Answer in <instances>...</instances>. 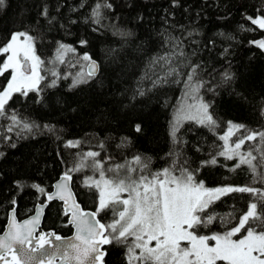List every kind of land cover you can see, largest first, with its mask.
<instances>
[{"label":"trees","instance_id":"obj_1","mask_svg":"<svg viewBox=\"0 0 264 264\" xmlns=\"http://www.w3.org/2000/svg\"><path fill=\"white\" fill-rule=\"evenodd\" d=\"M105 2L112 8H101L96 23L92 11ZM45 7L48 16L41 15ZM262 15L264 0H5L0 7V46L14 32L33 35L36 54L45 62L41 66L45 79L39 86L42 91L27 96L13 93L0 116V152L4 153L0 230L15 205L20 218L32 213L38 202L46 200L54 182L89 151L99 153L95 159L105 167L123 164L147 175L172 168L174 161L177 167L187 161L185 166L195 170L196 179L205 186L248 185L264 190V164H258L255 173L247 165L233 171L238 159L218 155L229 122L245 126L234 130L235 139L264 132V49L253 43L264 40V29L248 20ZM81 40L88 43L82 46ZM60 44L75 49L63 63L56 59ZM85 53L99 62L100 70L87 83L73 87L81 74L88 73ZM172 54V65L166 64L165 57ZM7 55L0 53V66ZM174 67L177 72L162 79ZM9 73L0 75V91L7 86ZM226 73L232 76L230 82L224 79ZM189 75H193L191 84ZM52 80L55 86H47ZM197 83L202 85L198 95L210 103L216 126L186 120L173 137L177 110ZM13 115L20 123L13 124ZM24 122L39 127L28 132L22 128ZM136 124L142 125L141 133L135 131ZM69 141L78 144L68 147ZM262 150L259 136L246 140L241 149L252 151L257 161L264 157ZM136 156L148 164L147 169L134 163ZM212 158L215 165L204 163ZM90 163L85 160V166L71 175L84 207L97 210V191L85 184L95 177L90 174L94 169L87 167ZM252 202L256 201L249 193L222 196L204 212L216 219L197 234L231 229ZM64 213L62 203L52 201L43 228L70 233ZM115 216L110 209L99 213L106 225ZM106 249V264H127L126 244L114 243Z\"/></svg>","mask_w":264,"mask_h":264},{"label":"snow or ice","instance_id":"obj_2","mask_svg":"<svg viewBox=\"0 0 264 264\" xmlns=\"http://www.w3.org/2000/svg\"><path fill=\"white\" fill-rule=\"evenodd\" d=\"M175 3V0H174ZM5 0H0L3 7ZM101 8L111 9L110 3H98L92 11L96 23L100 22ZM41 15L48 16L45 7ZM253 25L264 29V15L248 17ZM87 40H81L80 44L86 45ZM257 47L264 49V40L254 41ZM68 52H75L69 45L60 44L57 49V61L63 63L64 56ZM0 53L8 54L7 59L0 66V75L9 69L12 70L11 79L7 86L0 91V116L6 113V105L13 93L27 96L29 92H39V87L45 79L40 74L41 66L45 63L36 54L35 38L26 31L14 32L8 42L0 46ZM88 62L86 77L73 83L75 87L79 83H87L96 73L98 66L92 58L85 53L82 57ZM196 69L193 68V73ZM52 72V76H56ZM225 81L232 80L231 74L226 73ZM193 75H189L191 84ZM55 80L47 86L54 87ZM202 85L197 83L191 86L186 96L194 102L182 106L177 110L174 118L172 135L175 137L179 131V125L184 120H192L198 124L213 128L216 120L209 113L210 103L204 102L196 93ZM211 90V89H210ZM144 93L141 92L140 95ZM13 124L20 123L17 117H11ZM34 127L28 122L22 124V128L31 132ZM48 128V125L44 126ZM245 126L229 122L228 131L220 139L224 141L219 156L227 160L238 158V163L231 170L247 165L255 173L258 164H264V157L257 161L252 151L242 152L245 141L256 140L264 142V132L251 133L238 138L231 145L229 140L234 130L239 131ZM135 131H143L141 124L135 125ZM78 142L69 141L68 147H76ZM16 145L13 144L12 147ZM264 151V150H262ZM4 155L0 152V158ZM99 153L89 151L82 156L81 161L74 168L66 171L55 187L57 191L48 195L52 201L60 199L67 206L65 215L71 214L69 223L75 228V235L70 238H62L55 232L39 231L40 215L43 206L31 219L18 223L16 212L12 210V218L7 231L0 236V264H105L107 251L104 245H127V264H264V190L252 186H223L214 189L206 188L203 181L196 179L195 170L186 167L187 161L172 168H164L156 173L141 174L136 178L130 175L135 168H128L123 176L119 175L122 165L105 169L102 163L95 158ZM91 160L88 167L99 172V179L89 177L85 184L99 190V204L96 212H84L72 198L69 182L72 180L71 172L79 171L84 167L85 160ZM257 161V163H254ZM134 163L147 169L148 164L142 162L140 156L134 158ZM215 165L217 160L212 158L204 162ZM113 173L106 178L105 172ZM264 179V170L261 171ZM38 191L45 190L39 185H33ZM127 193V198L121 194ZM230 193H249L256 202L250 203L243 213L238 224L224 233L211 235H198L197 230L208 227L216 217L202 216L210 204ZM71 201V204H69ZM259 202V208H258ZM15 200L12 204L15 205ZM105 209L118 213V219L105 225L96 219ZM244 233L241 238L233 239L237 234ZM131 238V240H130ZM55 241V242H54ZM153 242H155L154 246ZM182 242H184L182 246ZM214 242V243H210ZM47 246V247H46ZM137 250L139 253L137 254Z\"/></svg>","mask_w":264,"mask_h":264},{"label":"water","instance_id":"obj_3","mask_svg":"<svg viewBox=\"0 0 264 264\" xmlns=\"http://www.w3.org/2000/svg\"><path fill=\"white\" fill-rule=\"evenodd\" d=\"M92 60H94V61L96 62V64H97V66H98L97 73H96V75H97L98 72H99V70H100V65H99V62H98L96 59H92ZM88 70H89V69H88ZM62 175H63V174H62ZM62 175H61V176H62ZM61 176H60V177L57 179V181L54 183V185H53V189H52V191H50V192L47 194V197H48V195L53 194V193H55V192L57 191L55 185H56L58 182H60V178H61ZM68 186H69V189H70V191H71V193H72V198H73V200H75L76 204L79 205V207H80V209H81L82 211H84V212H96V211L93 210V209L85 208L84 205H83V203L79 200V197H78V195H77V192L75 191L74 186H73V177H72V180L69 182ZM54 200L61 201L60 199H54ZM54 200H53V201H54ZM61 202H62V204H63V208H64V211H65V208H66L67 206L65 205V203H64L63 201H61ZM69 204H71V201H69ZM48 205H49V202H48V201H45V202H43V203H39V204H37V206H36V208H35V210H34V213H32L31 215H29V216H27V217H25V218H22V219H21V218L17 215V213H16V220H17V222L22 224L23 221H25V220H27V219H31L33 216L36 215L37 211L43 206V211L41 212V215H40V225H39V228H38V232L41 231V230L44 231V232H47L44 228L42 229V227H43L44 218H45V215H46V212H47V207H48ZM13 209H14L15 212H16V209H15V208H13ZM13 209H12V210H13ZM12 210H11L10 213H9L8 220H7V224H6V226H5V229H4V231H3L2 233H0V236H2V235L7 231L8 224H9L11 218H12ZM68 218H69V220H70V218H71V214H70V213H69V215H68ZM96 219H99L101 223H104V221H103L102 219H100V217H99L98 215H97ZM104 224H105V223H104ZM105 225H106V224H105ZM72 227H73V226H72ZM49 232H55V231H54V230H50ZM55 233H56V232H55ZM56 234H57V235H60L62 238H70V237H73V236L75 235V228L73 227V231H72V233L69 234V235H62V234H60V233H56ZM54 242H55V241H54ZM46 247H47V246H46ZM106 247H107V245H104V246H103V249L107 251ZM105 258H106V257H105ZM105 263H106V262H105ZM56 264H60V261L58 260V261L56 262Z\"/></svg>","mask_w":264,"mask_h":264},{"label":"rangeland","instance_id":"obj_4","mask_svg":"<svg viewBox=\"0 0 264 264\" xmlns=\"http://www.w3.org/2000/svg\"><path fill=\"white\" fill-rule=\"evenodd\" d=\"M178 52H180V51H178ZM178 52H176V53H178ZM174 57H175V54H172V55H169V56H166L165 57V59H164V61H165V63L166 64H169V65H172V63H171V61H172V59H174ZM159 60H161V58L159 59ZM162 61V60H161ZM42 71V70H41ZM9 80L11 79V74H12V70L11 69H9ZM177 72V70L175 69V67L174 68H171L170 69V71L168 72V74H164L163 76H162V79H164V78H166V77H168V76H171L173 73H176ZM40 74H41V72H40ZM157 80L158 81H161V77H158L157 78ZM196 94H198V93H196ZM194 101L190 98V97H188L184 102H183V104H182V106H185V105H189V104H192ZM181 106V107H182ZM180 107V108H181ZM175 117H176V115H175ZM174 117V118H175ZM186 120H184V121H182L181 123H180V125L181 124H183V122H185ZM179 125V126H180ZM227 131L228 130H226L225 131V133H224V135L227 133ZM235 135H234V133H233V135L231 136V138H230V140H229V144L231 145L234 141H236L237 139H235V137H234ZM234 139V140H233ZM238 159V158H237ZM103 165V164H102ZM119 165H122V166H124L123 168H121V169H119L118 171H119V175H121V176H123L124 174H125V171H126V169H128V168H131V167H127L126 165H123V164H119ZM117 165L115 164V165H113V166H107V167H105L104 165H103V167L105 168V169H109V168H115ZM87 167H88V165H87ZM88 169H93V168H91V167H88ZM90 174H94L95 175V177L93 178L94 180H98L99 179V172L98 171H96L95 169L92 171V172H90ZM94 175H92V176H94ZM114 174L113 173H109V172H105V176H106V178H109V177H112ZM130 175H132L133 176V178H136L137 176H139V175H141V174H139V172H137V173H135V172H131L130 173ZM206 188H209V189H214V188H217V187H223V185H219V186H205ZM95 191H97V194H96V197H97V206H98V204H99V190L98 189H96L95 187L93 188ZM121 197L122 198H127V193H122L121 194ZM247 209H248V207H247ZM247 209H246V211H247ZM207 210V209H206ZM245 211V212H246ZM245 212H243V213H245ZM205 213H206V211H205ZM205 213L203 214V213H201V215H203V216H206L205 215ZM242 213V214H243ZM241 214V215H242ZM240 215V216H241ZM115 219H118V213H116V216L114 217V219H112L111 221H109L108 222V224L109 223H112ZM230 230V229H229ZM225 231H227V230H224V231H217V232H211L210 234H198V235H211V234H213V233H224ZM242 235H244V233H243V231H242V233H240V234H237V236H235V237H233V239H239V238H241L242 237ZM130 240H131V238H130ZM210 243H214V242H210ZM154 244H155V242H153V245L152 246H154ZM183 242H182V246H183ZM139 253V250H137V254ZM137 263H139V262H137Z\"/></svg>","mask_w":264,"mask_h":264},{"label":"bare ground","instance_id":"obj_5","mask_svg":"<svg viewBox=\"0 0 264 264\" xmlns=\"http://www.w3.org/2000/svg\"><path fill=\"white\" fill-rule=\"evenodd\" d=\"M63 174H64V173H63ZM72 177H73V175H72ZM56 181H57V180H56ZM56 181H55V182H56ZM55 182H54V183H55ZM51 191H52V190H51ZM45 201H48L49 204H50L53 200H52V201H49V200L47 199V197H46V200H45ZM45 201H43V202H45ZM54 201H55V200H54ZM57 201H58V200H57ZM43 202H38L37 204H39V203H43ZM60 202H61V201H60ZM61 203H62V202H61ZM37 204L35 205L34 210H35ZM48 206H49V205H48ZM62 206H63V204H62ZM14 208L16 209V205L14 206ZM47 208H48V207H47ZM12 209H13V208H12ZM12 209H11V210H12ZM63 209H64V208H63ZM11 210H10V211H11ZM34 210H33L32 213H34ZM93 210H94V209H93ZM10 211H9V213H10ZM95 211H96V210H95ZM64 212H65V211H64ZM16 213H17V210H16ZM32 213H30L29 215H31ZM17 215H18V214H17ZM29 215H27V216H29ZM8 216H9V214H8ZM27 216H25V217H27ZM67 216H68V215H67ZM98 216H99V214H98ZM25 217H22V218H25ZM22 218H21V219H22ZM7 220H8V219H7ZM68 223H69V218H68ZM69 224H70V223H69ZM70 225H71V224H70ZM71 226H72V225H71ZM72 228H73V227H72ZM54 231H55V230H54ZM62 235H63V234H62ZM66 235H69V234H66ZM105 264H106V263H105Z\"/></svg>","mask_w":264,"mask_h":264},{"label":"flooded vegetation","instance_id":"obj_6","mask_svg":"<svg viewBox=\"0 0 264 264\" xmlns=\"http://www.w3.org/2000/svg\"><path fill=\"white\" fill-rule=\"evenodd\" d=\"M6 224H7V221H6ZM6 224H5V226H6ZM5 226H4V228L3 229H1L0 230V233H2L3 231H4V229H5ZM42 229H43V227H42ZM46 230V229H45ZM47 231V230H46ZM72 231H73V228H72V226H71V232L70 233H68V234H71L72 233ZM47 232H49V231H47Z\"/></svg>","mask_w":264,"mask_h":264}]
</instances>
